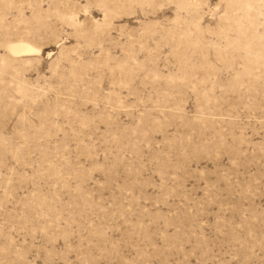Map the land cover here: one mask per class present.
Instances as JSON below:
<instances>
[{
    "label": "rangeland",
    "instance_id": "374dc122",
    "mask_svg": "<svg viewBox=\"0 0 264 264\" xmlns=\"http://www.w3.org/2000/svg\"><path fill=\"white\" fill-rule=\"evenodd\" d=\"M0 264H264V0H0Z\"/></svg>",
    "mask_w": 264,
    "mask_h": 264
},
{
    "label": "bare ground",
    "instance_id": "6f19581e",
    "mask_svg": "<svg viewBox=\"0 0 264 264\" xmlns=\"http://www.w3.org/2000/svg\"><path fill=\"white\" fill-rule=\"evenodd\" d=\"M8 50L13 57L17 58L34 55L39 52L34 46L24 41L11 43L8 46Z\"/></svg>",
    "mask_w": 264,
    "mask_h": 264
}]
</instances>
